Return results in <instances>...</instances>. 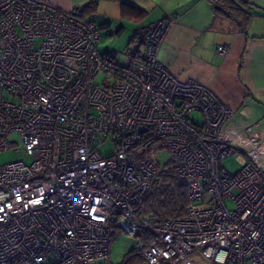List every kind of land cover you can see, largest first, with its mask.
Listing matches in <instances>:
<instances>
[{"label": "built area", "instance_id": "obj_1", "mask_svg": "<svg viewBox=\"0 0 264 264\" xmlns=\"http://www.w3.org/2000/svg\"><path fill=\"white\" fill-rule=\"evenodd\" d=\"M171 24L156 21L121 65L99 53L83 9L0 0V152L19 137L17 160L0 168V264H109L114 228L149 235L137 237V264H181L195 251L213 264H264V141L219 140L232 110L158 58ZM159 147L170 154L162 168ZM230 157L234 174L222 166ZM163 170L187 187V204L152 222L137 213Z\"/></svg>", "mask_w": 264, "mask_h": 264}, {"label": "crops", "instance_id": "obj_2", "mask_svg": "<svg viewBox=\"0 0 264 264\" xmlns=\"http://www.w3.org/2000/svg\"><path fill=\"white\" fill-rule=\"evenodd\" d=\"M43 1L64 11L81 8L98 29L119 36L129 27L131 59L143 51L156 21L171 20L158 58L179 80L203 84L232 110L219 140L248 147L264 141V0H243L250 15L245 30L237 19L218 9L224 3L214 5L208 0ZM121 3L145 15L139 21L126 19ZM219 46L228 52L219 55ZM193 116L199 118L196 113Z\"/></svg>", "mask_w": 264, "mask_h": 264}, {"label": "rangeland", "instance_id": "obj_3", "mask_svg": "<svg viewBox=\"0 0 264 264\" xmlns=\"http://www.w3.org/2000/svg\"><path fill=\"white\" fill-rule=\"evenodd\" d=\"M115 29V28H114ZM107 32L106 30L99 29L100 33V43L98 45V50L100 54H105L107 51L113 53L115 56V61L121 65H126L131 59V50L129 49V38H131V30L126 29L121 36L117 35L116 32ZM108 73L100 72L96 76V82L102 84V82L108 79ZM194 119H197L196 116H193ZM221 141V140H220ZM10 143V149L0 152V168L4 165L10 164L17 160V155L15 151L19 147V137L18 134H13L8 139ZM224 143V142H223ZM226 144V143H225ZM112 143L107 141L106 143L97 147V150L100 155L103 157H108L113 153ZM151 157L159 164V166L165 167L170 160V154L166 148L159 147L156 150H153ZM23 161L26 164L31 162V158L28 156H23ZM223 168L234 174L241 168L240 164L236 161L234 157L226 159L223 164ZM209 198V194H204V199ZM225 206L228 209H233L234 205L226 201ZM138 238L129 235L126 231L114 228V235L109 250V264H123L127 257L133 253V249L137 243ZM181 264H213L210 261H207L203 256L195 251L187 255Z\"/></svg>", "mask_w": 264, "mask_h": 264}, {"label": "trees", "instance_id": "obj_4", "mask_svg": "<svg viewBox=\"0 0 264 264\" xmlns=\"http://www.w3.org/2000/svg\"><path fill=\"white\" fill-rule=\"evenodd\" d=\"M218 3H224V7L222 5L218 9H222L226 15L237 19L240 28L245 30V26L250 18L247 12V4L243 0H219L217 3L212 4L216 5ZM121 5L122 16L126 19L139 21L145 15L143 10L132 5L126 3H121ZM218 9L217 11H219ZM83 12L86 17L85 10H83ZM105 55L115 58L113 53L108 51ZM186 204L187 187L178 182V178L173 171L163 170L159 175L158 182L152 193L146 198L137 216L144 214L149 216L152 222L164 218H178L184 215ZM137 237L143 238L145 242H148L150 238L144 231H140ZM138 262L139 258L131 253L123 264H137Z\"/></svg>", "mask_w": 264, "mask_h": 264}, {"label": "water", "instance_id": "obj_5", "mask_svg": "<svg viewBox=\"0 0 264 264\" xmlns=\"http://www.w3.org/2000/svg\"><path fill=\"white\" fill-rule=\"evenodd\" d=\"M144 131H145L144 128H139V129H138V132H139V133H143ZM139 152H142V150H139ZM139 152H138V153H139Z\"/></svg>", "mask_w": 264, "mask_h": 264}]
</instances>
